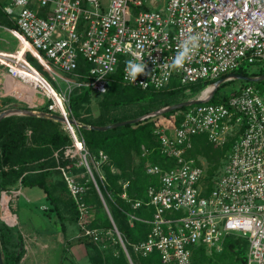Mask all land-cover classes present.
Listing matches in <instances>:
<instances>
[{
  "label": "built area",
  "instance_id": "obj_1",
  "mask_svg": "<svg viewBox=\"0 0 264 264\" xmlns=\"http://www.w3.org/2000/svg\"><path fill=\"white\" fill-rule=\"evenodd\" d=\"M2 11L16 26L19 47L12 53L0 52V64L11 80L28 90L32 97L25 100L28 104L39 95L44 112L61 118L60 128L69 139L65 157L84 165L100 195L86 160L91 158L104 181L101 165L107 155L101 150L92 154L86 145L82 124L70 107L74 91L89 88L103 94L108 77L118 69L123 84L142 89L208 80L198 93L182 100L201 102L177 109L171 116L176 119L152 130L160 152L173 158L175 165L164 170L145 163L146 173L158 177L156 185L146 188L145 203L153 213L144 220L150 224L145 240L131 245L142 255L157 251L163 264H192V248L202 245L207 253L221 251L224 239L234 236L246 239V264H264V88L244 80L229 94L218 90L217 96L227 95L224 101H210L218 87L236 79L235 68L264 66V0H107L105 4L103 0H5ZM189 35H199L200 46L190 61L175 68L174 58ZM132 53L140 55L150 73L135 82L126 72ZM81 65L84 71L79 70ZM16 90L8 93L20 99ZM200 134L215 147L233 138L212 176L202 156L186 155L193 137ZM61 170L70 193L81 195L86 183ZM127 184H122L123 189ZM11 191L0 192L7 196ZM121 196L126 198L125 191ZM142 203L135 200L131 206ZM123 213L128 222L143 220ZM97 230L88 234L98 237Z\"/></svg>",
  "mask_w": 264,
  "mask_h": 264
},
{
  "label": "trees",
  "instance_id": "obj_2",
  "mask_svg": "<svg viewBox=\"0 0 264 264\" xmlns=\"http://www.w3.org/2000/svg\"><path fill=\"white\" fill-rule=\"evenodd\" d=\"M4 16L2 5L0 6V17ZM27 59L32 61L29 54ZM37 68L40 67L35 64ZM243 66L235 68L232 73L241 75H263L264 70L259 67L258 71L246 72ZM79 70H83L82 65ZM107 91L103 94L99 103V113L96 119L81 116L78 109L89 104V100L96 94L89 88L75 90L70 96V107L76 120L84 125L104 126L120 120L146 116L135 123L117 126L104 131L81 127L83 139L92 151L99 150L107 155L106 161L101 165L104 181L96 178V182L102 196L110 201L116 208L117 215L111 213L112 220L121 233L125 247L131 256L133 264H163L157 251L142 255L133 250L131 244H138L145 240L150 224L144 220L152 217L153 207L146 204L148 197L146 188L156 185L157 175L147 174L144 168L146 162L156 164L162 169H169L175 165L173 158L166 157L160 152L158 140L152 130L162 125L167 120L176 119L171 117L178 110L149 115L158 109L181 102L186 88L195 95L208 83L207 81L195 82L189 85H180L170 82L162 89L148 87L142 89L137 86L125 85L121 80L120 69L108 77ZM220 87L215 91L211 102L224 101L227 95L217 96ZM9 100L4 99L0 104L4 106ZM147 101V105H140L136 112L113 115L106 117V112L128 103H140ZM157 101V102H156ZM73 102V105H72ZM88 110V108H87ZM29 131V132H28ZM233 138L220 146L215 147L208 141L204 134L193 137V147L188 150V157L202 156L208 164V175L212 176L214 170L220 164L221 158L231 147ZM69 144L68 137L62 132L60 123L50 118L36 117L30 115L12 114L0 120V191L9 190L13 185L20 183L24 187L37 186L43 190L47 198L53 204L52 208L57 216V223L61 230L64 229L62 221V207H71L72 200L69 197L58 196L55 193L54 184L47 177L58 172L57 167L66 166L72 159L65 157L64 149ZM57 152V156L54 153ZM98 177V176H97ZM128 182L125 189L122 184ZM87 189L80 195L87 204L97 206L95 219L91 222V228H112V222L102 208L98 193L92 182L88 183ZM125 191L126 198L121 194ZM143 200V203L132 208L131 203L135 200ZM106 200V202H107ZM74 213H77L73 204ZM131 213L141 218L127 221L125 213ZM60 220V221H59ZM15 227L7 225L0 220V250L2 252L3 264H18L22 256L21 235L15 236ZM246 239L228 236L224 239L223 248L220 253H207L204 246L192 248V264H246V257L242 256L241 250ZM118 251L113 254L109 252L102 256L95 249L96 258H92V264H130L121 246L117 243Z\"/></svg>",
  "mask_w": 264,
  "mask_h": 264
},
{
  "label": "rangeland",
  "instance_id": "obj_3",
  "mask_svg": "<svg viewBox=\"0 0 264 264\" xmlns=\"http://www.w3.org/2000/svg\"><path fill=\"white\" fill-rule=\"evenodd\" d=\"M106 1L107 0H103L104 4L106 3ZM3 3H4V0H0V6ZM0 19L7 20V16L4 14V16L0 17ZM32 62L35 65V62L33 60H32ZM32 62H31V64H32ZM242 68H244L246 70V72H248V73H251L252 71H254V72L258 71V68H255V67H251L250 69H248V67L243 66ZM261 68L264 70V66H262ZM39 70H41V68ZM259 71H261V69ZM206 81H207V83H209L208 80H206ZM201 82H204V81H201ZM243 82H244V80H238V79L232 80L230 82H226L219 88V92L225 91L227 94H229L232 89H235L238 85H240ZM7 85H8L7 86L8 90H10V91H13V89L14 90L17 89L16 90L17 95H21L19 97L24 99V101L21 102V104H17L18 105L17 109H20V110H18V111L15 110V113H13V114L27 115L26 110H34L33 107L28 106V103L25 101L26 99L30 100V98H32L28 94V91H26L25 89H23L19 85L15 84L14 82L9 81V80L7 82ZM60 85H61V87L64 86V84L62 82H60ZM255 85L264 88V80L255 83ZM24 93H26L27 96H24ZM94 93L96 94V96H92L90 98L89 104L78 109L79 114L81 116H84L85 118L96 119V117L98 116L99 103L101 101L100 99L102 98V96H97V93L96 92H94ZM192 94H194L192 91H191V93L190 92L189 93L184 92L182 97L192 95ZM34 98H35V96L33 97V99ZM143 104L147 105L148 103H147V101H143L140 103L131 102V103H128V104H125V105H122V106H119L116 108H111L110 112H106V117L110 118L113 115L121 116L123 114L134 113V112H136L137 109L140 108L139 106L143 105ZM72 105H73V102H72ZM87 108H88V110H87ZM73 116H74V114H73ZM74 118L76 119L75 116H74ZM135 118H137V117H135ZM135 118L120 120L118 122L133 120ZM81 124L84 125L83 123H81ZM110 124H113V123H108L104 126H107ZM86 126H91V125H86ZM91 153H92V151H91ZM86 161L88 162V164L91 167V170L93 172V177L95 179L98 178L97 177L98 176L97 171L94 168V166L92 165L91 158L88 157ZM61 168H63L64 170L66 169L67 175L70 174L73 177L75 176V178L78 181H80L82 183H86L85 184L86 189L89 186L88 183L92 182V177L86 171V168L84 167V165L82 166L76 160V158H73L72 161L64 167H62V166L57 167L58 172H55V174L53 172L52 174H50L47 177V180H50L54 184L55 193L58 196L69 197L70 198L69 200H72V205L73 204L75 205V209L77 211V213H74V209H73L72 205H71V207L69 205H67V207H64V208L62 207V209H61L62 221H63V224L65 226L63 230L60 229V227L57 223L58 219H57V216H56V214L52 208L53 204L47 198L46 194L44 195V193L39 188H36L37 192H41V195L42 194L44 195L45 199L47 200L48 204L51 207H48L47 209H41V208L36 207L37 209L36 208L33 209V207L37 206V204H35V206L33 205V207H31L32 204L27 200L28 197L26 198V196L19 193L18 189L13 190V192L11 191V192L6 194L8 197V203L6 206L8 207V210L10 211L11 214L15 215L14 213L16 211L20 215L21 210H22L20 207L21 204H23L22 206H26V207L28 206L27 210H29V214H31V216H33L34 214L39 216L40 212L43 214V215L39 216L38 219L33 218L32 219L33 221H31L30 219L29 220L27 219V221L29 222V226L27 228L21 226L20 222H19V218H16V217H15L16 222L13 224H10L7 221H4V218L2 217V203L0 204V220L4 221L5 223L7 222L6 224L9 226L15 227V229H16L15 236L16 237L18 235H21L20 243H21L23 252H22V256H21V259H20L18 264H22V263H24V264H92L91 259L96 258L98 256V255H96L97 253L94 250V247H95V249H97L100 252V255L102 257V256L107 255L109 252H111L113 254L117 253V251H118L117 243L121 246L122 250L124 251L128 262L130 264H133L130 254L127 253L128 252L127 248H126L127 252H125V250L123 249L122 244L119 240L118 233L113 229V226L110 229L91 228L90 227L91 222L95 219V215H96V212L98 210L97 206L92 205V204H87L83 200V197L81 198L80 195L74 196V195H72V193H70V191L68 190V186L66 184L65 177L63 175V171L61 170ZM98 196H99L102 208L110 220L112 219L111 213L114 214L115 216L117 215L119 220L123 219L121 215L118 216L116 208H114L113 204L110 201L105 199V197L102 196V194L100 195L98 193ZM3 197L4 196L1 195V192H0V202L3 199ZM106 200H107V202H106ZM49 210H50L51 214L44 213V211L47 212ZM92 229H98L97 231L100 233V235L98 237L90 236L88 234V231H90ZM53 233L55 234L54 236H52V240H54V241L48 240L51 238L49 236L53 235ZM62 234H64V235H62ZM66 237H70V238H66ZM58 240H61L63 242V244H61L63 249H60V250H63V253L65 255L63 256V253L58 250V252L61 254H59V256L56 257V259H53L51 257V255L54 254L55 249L57 250L59 248L58 245H59L60 241H58ZM50 244H51V246H50ZM243 245L244 246L242 247L241 254H242V256L246 257L247 242L244 241ZM39 249H44L45 251H49V253L45 254L43 259H40V260L37 259V261H36V258H39V256H40ZM214 252L218 254L221 251H217V252L214 251ZM48 254H49V256H48ZM28 255H30V256L28 257ZM55 260L57 261V263L53 262Z\"/></svg>",
  "mask_w": 264,
  "mask_h": 264
},
{
  "label": "crops",
  "instance_id": "obj_4",
  "mask_svg": "<svg viewBox=\"0 0 264 264\" xmlns=\"http://www.w3.org/2000/svg\"><path fill=\"white\" fill-rule=\"evenodd\" d=\"M4 2H5V0H4ZM15 27L16 26L14 25V23L8 17H7V20L0 19V52H2V53L11 52L12 53V52H15L18 49L19 42H18V39H17V37L15 35ZM9 79L10 78L7 76L5 69L0 64V101L4 100V99H8L9 100L7 102V104H5L4 106H2L0 104V112L3 111V110H7V109H14L13 112L9 113V115H12L13 113H15V110L16 111L20 110V109H17V106H18L17 104H21V102H23V99L22 98L19 99L15 95H13L12 93H8V92H10V90H8V87H7L8 86L7 82H8ZM34 96H35L36 99L34 98L32 100V102L30 104H28V106L33 107V109H34V110H30V111H32V112H44V108H43L44 99L41 96H39V95H34ZM36 188H39V187H37V186L24 187V186H21L20 183H17L15 185H13L9 190L12 189V191H13V190L18 189L19 193H21L22 195L26 196V198L28 197L27 200L32 204L31 207H33V205L35 206V204H37V206L33 207V209H35L36 207L37 208H41V209H43V207H46L44 209H47L48 207H51L48 204V202L45 199V197H44L45 193L43 192V190L41 188H39L44 193V195L43 194L41 195V192H37ZM22 205L23 204L20 205V207L22 209L20 215L15 211L14 217L19 218L20 225L27 228L29 226V222L27 221V219L28 220L30 219L31 221H33L32 220L33 218H37L38 219L39 216H41L43 214L40 212V214L38 213L39 216L36 215V214L31 216V214H29V210H27L28 206L26 207V206H22ZM44 213L51 214L50 210L47 211V212L44 211ZM54 235L55 234L53 233V235L49 236L51 238L50 239L47 238V239L51 240V241H54V240H52V236H54ZM62 235H64V234H62ZM66 238H70V237H66ZM58 241H60V243L58 245L59 248L57 250L55 249L54 250V254L51 255V257L53 259H56V257H58L59 254H61V253L58 252V250L63 253V250H60V249H63L62 245H61V244H63V242L61 240H58ZM50 246H51V244H50ZM39 253H40L39 258L35 257L36 261H37V259H39V260L43 259L44 255L49 253V251H45L44 249H39ZM64 255L65 254L63 253V256ZM29 256L30 255H28V257ZM48 256H49V254H48ZM53 262L57 263L56 260L53 261ZM22 264H24V263H22Z\"/></svg>",
  "mask_w": 264,
  "mask_h": 264
},
{
  "label": "water",
  "instance_id": "obj_5",
  "mask_svg": "<svg viewBox=\"0 0 264 264\" xmlns=\"http://www.w3.org/2000/svg\"><path fill=\"white\" fill-rule=\"evenodd\" d=\"M233 76L236 79H243V80H247V81H250V82H260V81L264 80V74L259 76V77H256V78H252V77H248V76H244V75H239V74H233ZM219 82L220 81L217 80L215 82V85H218ZM213 93H214V90L211 93L210 97L213 95ZM201 101L202 100H186V101L177 102V103L172 104L170 106H167V107H165L163 109H158L157 111H155V112H153V113H151L149 115H154V114L174 111V110L180 109V108H182L184 106L191 105L193 103H199ZM13 111H14V109H7V110L1 111L0 112V120L3 117L9 115V113H11ZM26 112H27V115H30V116L50 118V119H54L56 121H61V118L59 116L55 115V114H49V113H45V112H32L30 110H26ZM146 116H148V115H146ZM146 116L137 117V118H135L133 120H127V121H123V122H116V123H113V124H110V125H107V126H94V125L86 126V125H82V127L92 128V129L104 131V130L111 129V128H114V127H117V126H122V125H125V124L135 123V122H137L139 120H142ZM0 264H3L1 250H0Z\"/></svg>",
  "mask_w": 264,
  "mask_h": 264
},
{
  "label": "clouds",
  "instance_id": "obj_6",
  "mask_svg": "<svg viewBox=\"0 0 264 264\" xmlns=\"http://www.w3.org/2000/svg\"><path fill=\"white\" fill-rule=\"evenodd\" d=\"M200 46L199 35H189L181 44V50L177 53L173 61V67L180 68L185 62L190 61L192 56ZM133 59L126 62V72L131 81L135 82L138 76L150 75L146 73L147 65L142 61L138 53H132ZM140 60V62H137Z\"/></svg>",
  "mask_w": 264,
  "mask_h": 264
},
{
  "label": "bare ground",
  "instance_id": "obj_7",
  "mask_svg": "<svg viewBox=\"0 0 264 264\" xmlns=\"http://www.w3.org/2000/svg\"><path fill=\"white\" fill-rule=\"evenodd\" d=\"M9 81L14 82L15 84L19 85L18 83H16L15 81L9 79ZM20 86V85H19ZM21 87V86H20ZM23 88V87H22ZM25 89V88H23ZM26 90V89H25ZM28 91V90H27ZM208 90L203 91L202 96H205L207 94ZM24 96H27L26 93H24ZM6 203H8V197L4 195L3 199H2V217L10 224H13L16 222V219L14 217L13 214L10 213V211L8 210Z\"/></svg>",
  "mask_w": 264,
  "mask_h": 264
}]
</instances>
